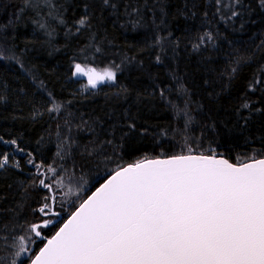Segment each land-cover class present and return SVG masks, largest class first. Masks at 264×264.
I'll return each instance as SVG.
<instances>
[{"label":"trees","instance_id":"trees-1","mask_svg":"<svg viewBox=\"0 0 264 264\" xmlns=\"http://www.w3.org/2000/svg\"><path fill=\"white\" fill-rule=\"evenodd\" d=\"M52 3L64 24L43 5L17 19L21 0H0V52L18 60H0V156L9 159L0 169V237L11 241L40 221L35 210L49 194L39 172L49 167L99 185L117 165L189 147L234 164L264 158V90L249 91L257 78L264 85L260 0ZM74 63L118 68L116 85L88 89L72 76Z\"/></svg>","mask_w":264,"mask_h":264},{"label":"snow or ice","instance_id":"snow-or-ice-1","mask_svg":"<svg viewBox=\"0 0 264 264\" xmlns=\"http://www.w3.org/2000/svg\"><path fill=\"white\" fill-rule=\"evenodd\" d=\"M21 3L17 19L28 8L39 15L43 5L49 9V17L65 23L53 11L57 6L52 0ZM103 3L116 7L110 0ZM260 3L264 7V0ZM237 15L233 11L232 16ZM37 23L47 29L46 23ZM77 24L83 28L87 19L81 18ZM6 27L0 25V29ZM117 71L74 63L72 76L86 77L87 87L97 89L105 82L116 83ZM257 85L264 90L257 78L249 91H257ZM243 107L250 105L244 103ZM0 141L7 143L2 137ZM6 166L8 156L2 155L0 169ZM48 172L56 175L54 168L49 167ZM39 184L53 189L44 179ZM56 186L67 188L65 197L80 195L65 185L63 176ZM56 200L55 195L47 196L35 210L41 217L55 219L32 223L28 228L31 235L13 236L11 241L7 235L0 237L4 252L0 264H21L26 256L24 264H264V158L252 156L249 162L234 164L217 158L214 152L204 154L189 147L186 154L117 165L94 192L78 205L73 202L74 210L66 219L61 218ZM53 224L58 230L49 238L42 230ZM0 231H7V226ZM32 235L45 241L35 254L30 249Z\"/></svg>","mask_w":264,"mask_h":264},{"label":"rangeland","instance_id":"rangeland-1","mask_svg":"<svg viewBox=\"0 0 264 264\" xmlns=\"http://www.w3.org/2000/svg\"><path fill=\"white\" fill-rule=\"evenodd\" d=\"M3 55H4V59L2 61H4L6 64H12L13 65V64H15V62H18V60L15 58V56H14V59H11L10 57H13V56H10V55L5 56V54H3ZM88 67H90V66H88ZM98 70H102V69H98ZM113 70H116V69L113 68ZM117 75H118V71H117ZM74 78L76 80H80V81L84 82V85L87 86V78L86 77H74ZM115 85H116V83L113 84V83L105 82L104 84L99 85V86L103 87V86H115ZM247 160H249V159L237 157L236 163L245 162ZM111 171H110V173H111ZM39 175H40L41 179L45 180L46 183H50L53 185L52 191H49L48 189L43 188V187L42 188L48 192L49 196H52V195L56 196V198H57L56 207H57V210L61 211V218H63L64 215L68 217L70 215V213L74 210V203L73 202H76V204L78 205L80 199L86 198L91 193L93 188H96L98 186V183L101 182V181H99L100 179L91 180L89 177L78 176L76 174H69V173L65 172L61 167L56 168V175H53L52 173L48 172L47 170H41L39 172ZM70 175L72 176L71 180H69V178H68ZM60 176L64 177L65 185L71 186L73 188L74 192L78 191L80 193V195L79 196L72 195V196L65 197L64 192L67 191V188L65 187V188L61 189V188H58L56 186L57 179ZM61 205H63V207H61ZM41 219H55V218L54 217H41L40 220ZM37 222H40V221H37ZM54 225L55 224H53L51 226H54ZM29 226H26L22 232H20L19 234H16L15 236L25 235L26 233H28V235H31V233L28 232ZM39 241H40V239H38L34 235H32V241L30 242V249H31V252L34 254L38 253V251H39L37 249ZM1 253L4 254L3 250L1 251ZM25 261H28L27 256L22 258L21 264H23Z\"/></svg>","mask_w":264,"mask_h":264},{"label":"water","instance_id":"water-1","mask_svg":"<svg viewBox=\"0 0 264 264\" xmlns=\"http://www.w3.org/2000/svg\"><path fill=\"white\" fill-rule=\"evenodd\" d=\"M98 87H99V86H98ZM217 158H218V157H217ZM103 182H104V181H103ZM103 182H102V183H103ZM102 183H101V184H102ZM101 184H99L97 187H99ZM97 187H96V188H97ZM96 188H95L92 192H94V191L96 190ZM92 192H91V193H92ZM50 238H51V237H50ZM38 239H39V238H38ZM44 243H45V241H44ZM42 247H43V246H42ZM29 264H30V263H29Z\"/></svg>","mask_w":264,"mask_h":264},{"label":"built area","instance_id":"built-area-1","mask_svg":"<svg viewBox=\"0 0 264 264\" xmlns=\"http://www.w3.org/2000/svg\"><path fill=\"white\" fill-rule=\"evenodd\" d=\"M16 165H19V162H15Z\"/></svg>","mask_w":264,"mask_h":264}]
</instances>
